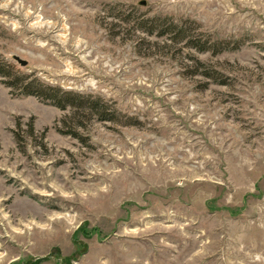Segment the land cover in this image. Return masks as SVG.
<instances>
[{"label": "rangeland", "instance_id": "1", "mask_svg": "<svg viewBox=\"0 0 264 264\" xmlns=\"http://www.w3.org/2000/svg\"><path fill=\"white\" fill-rule=\"evenodd\" d=\"M0 69V264H264V0H0Z\"/></svg>", "mask_w": 264, "mask_h": 264}, {"label": "trees", "instance_id": "2", "mask_svg": "<svg viewBox=\"0 0 264 264\" xmlns=\"http://www.w3.org/2000/svg\"><path fill=\"white\" fill-rule=\"evenodd\" d=\"M180 30L174 31V36L180 35ZM191 46L197 48L200 51H205V44L199 45V43L190 42ZM5 74L3 69H0V75ZM35 79H32L28 83H26L23 87V93L27 95H34L37 97L42 98L43 100H49L54 106L64 110L68 108H75L80 109L84 108L86 106V103L88 104L87 108L89 111H93L98 114V119L101 121H111L113 120L112 115L109 114L107 111L108 109L105 108L104 105L101 104V99H93L90 101V99L86 98L83 99L82 96L71 93V92H65L61 89H55L50 86H43L42 84H36L34 85ZM111 113V112H110ZM65 134L71 135L73 137H77V134L75 133V130L71 129L69 131H65Z\"/></svg>", "mask_w": 264, "mask_h": 264}, {"label": "water", "instance_id": "3", "mask_svg": "<svg viewBox=\"0 0 264 264\" xmlns=\"http://www.w3.org/2000/svg\"><path fill=\"white\" fill-rule=\"evenodd\" d=\"M20 63H21V65H25L26 64V62H24V61H19Z\"/></svg>", "mask_w": 264, "mask_h": 264}]
</instances>
